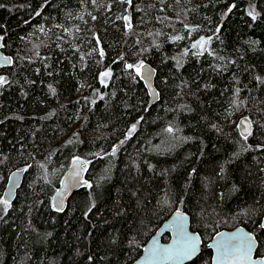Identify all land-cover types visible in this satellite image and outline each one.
I'll return each instance as SVG.
<instances>
[{
	"label": "trees",
	"instance_id": "trees-1",
	"mask_svg": "<svg viewBox=\"0 0 264 264\" xmlns=\"http://www.w3.org/2000/svg\"><path fill=\"white\" fill-rule=\"evenodd\" d=\"M0 36V264H132L177 209L204 240L190 264L237 226L264 257V0H0ZM77 158L89 185L57 211Z\"/></svg>",
	"mask_w": 264,
	"mask_h": 264
},
{
	"label": "water",
	"instance_id": "water-1",
	"mask_svg": "<svg viewBox=\"0 0 264 264\" xmlns=\"http://www.w3.org/2000/svg\"><path fill=\"white\" fill-rule=\"evenodd\" d=\"M123 2L131 3L133 0H120ZM13 64V58L4 51V38L0 36V78L4 80V75L1 71ZM143 67L138 74L139 79L143 82L148 95L149 104L148 108L157 104L160 100V92L156 87L157 70L148 62L142 63ZM238 131L243 138H247L253 131V123L248 117H241L238 120ZM79 172V175L76 173ZM26 170L16 169L9 175L7 184L3 191L2 199L12 204L17 198V194L21 189ZM89 180L87 178V166L82 159H75L72 161L70 167L63 175L60 184L52 197V204L55 210L63 212L67 210L69 201L72 196L88 187ZM59 194V195H58ZM179 213V217L177 216ZM261 225H264V216ZM181 226L182 231L190 236L197 238L196 251L183 259L168 258L164 253V249L179 250L181 247ZM264 229V227H261ZM253 237V251H252V264H261L264 257L257 256L259 248V241L256 235L245 228L244 226H237L233 229H223L217 232L206 245V248L212 252V264H233L230 258L221 257L217 259L216 245L222 241H228L231 237ZM167 237V239L165 238ZM204 248V240L201 234L193 231L191 227V216L183 210L177 209L162 223L156 230L153 236L146 242L142 248L141 255L132 264H190L197 259ZM235 264H241L236 261Z\"/></svg>",
	"mask_w": 264,
	"mask_h": 264
},
{
	"label": "snow or ice",
	"instance_id": "snow-or-ice-1",
	"mask_svg": "<svg viewBox=\"0 0 264 264\" xmlns=\"http://www.w3.org/2000/svg\"><path fill=\"white\" fill-rule=\"evenodd\" d=\"M203 43V41L201 42ZM196 45H193L195 47ZM128 68H133V65H127ZM143 65L135 67V71L137 74L141 72V68ZM103 76L110 75L109 72H105L102 74ZM4 81L2 78H0V84H2ZM135 129V125H133V130ZM78 160V158H77ZM76 175H79V172L76 173ZM59 195V194H58ZM4 203H7V201H4ZM179 213H177V216L179 217ZM261 227H264V225H261ZM253 237H231L228 241H222L219 242L217 247V259H220L221 257L224 258H230L233 264H235L236 261L241 262V264H252V251H253ZM196 243L197 238L194 236H190L182 231L181 226V247L179 250L174 251L173 249H164L163 253L168 257L172 259H183L188 256H191L196 251ZM261 264H264V261H261Z\"/></svg>",
	"mask_w": 264,
	"mask_h": 264
},
{
	"label": "rangeland",
	"instance_id": "rangeland-1",
	"mask_svg": "<svg viewBox=\"0 0 264 264\" xmlns=\"http://www.w3.org/2000/svg\"><path fill=\"white\" fill-rule=\"evenodd\" d=\"M142 63H143V62H140L137 66H140ZM230 114L232 115L233 113H230Z\"/></svg>",
	"mask_w": 264,
	"mask_h": 264
},
{
	"label": "flooded vegetation",
	"instance_id": "flooded-vegetation-1",
	"mask_svg": "<svg viewBox=\"0 0 264 264\" xmlns=\"http://www.w3.org/2000/svg\"><path fill=\"white\" fill-rule=\"evenodd\" d=\"M120 1V0H119ZM121 2H123V1H121ZM257 256H260L258 253H257Z\"/></svg>",
	"mask_w": 264,
	"mask_h": 264
}]
</instances>
